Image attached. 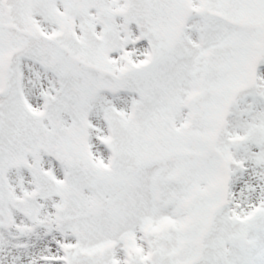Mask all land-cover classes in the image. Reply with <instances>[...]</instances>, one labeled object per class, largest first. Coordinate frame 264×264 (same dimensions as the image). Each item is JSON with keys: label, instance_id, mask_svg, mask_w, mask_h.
I'll use <instances>...</instances> for the list:
<instances>
[{"label": "snow or ice", "instance_id": "obj_1", "mask_svg": "<svg viewBox=\"0 0 264 264\" xmlns=\"http://www.w3.org/2000/svg\"><path fill=\"white\" fill-rule=\"evenodd\" d=\"M0 264H264V0H0Z\"/></svg>", "mask_w": 264, "mask_h": 264}]
</instances>
